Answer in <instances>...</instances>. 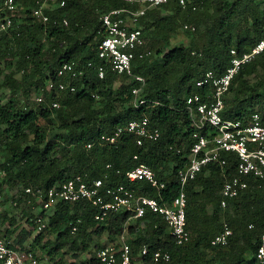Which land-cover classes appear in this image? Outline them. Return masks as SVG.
<instances>
[{"label": "trees", "instance_id": "trees-1", "mask_svg": "<svg viewBox=\"0 0 264 264\" xmlns=\"http://www.w3.org/2000/svg\"><path fill=\"white\" fill-rule=\"evenodd\" d=\"M15 1L17 11L12 15V26L0 35V78L11 92L6 102L0 98V187L7 184L17 188L12 202H17L15 208L22 207L27 225L15 223L11 211L0 209V224L11 220L3 229L4 234L0 228V236L9 239L16 234L13 244L25 249L27 240L36 232V216L26 203L29 196L24 189L28 186L47 189L78 173L88 180L105 178L107 174L106 184L123 183L139 193L155 196L161 204L171 205L180 190L178 170L187 165L193 143L186 98L194 90L202 91L195 85L206 71L217 74L226 71L233 48L242 54L264 37V0H244L247 3L239 22L235 20V0H187L186 8L179 0H169L149 9L140 25L151 54L143 58L136 55L132 70L146 78L142 95L161 101L155 106L133 104V88L140 83L130 75L118 74L109 65L103 78L96 71L101 63L97 54L102 38L99 16L125 6L123 0H66L64 6L55 2L53 8H46L49 15L46 22L33 14L36 0ZM3 2L0 0V8ZM5 15L0 9V20ZM186 23L196 26L193 32L187 30L195 34L191 43L173 45L175 33ZM68 61L83 66L84 74L75 79L67 75L59 77V68ZM21 73L31 78L24 82L17 76ZM252 76L256 77L255 81L251 80ZM235 77L224 115L248 120L257 110L264 117V104L261 109L254 108L264 101V51L246 63ZM50 80L56 85L65 81L76 88L74 91L48 89ZM34 91L37 97L31 101ZM53 102H59V107H52ZM144 115L161 130L156 141L137 146L131 134L123 135L114 144L98 141L100 134L111 133ZM55 116L59 126L50 137V124ZM90 141L94 142L93 146L87 148ZM135 153L165 182L162 190L146 180L127 179V170L137 164L133 159ZM224 156L228 160L227 175L237 174L236 156ZM223 172L219 163H209L187 183V227L193 236L186 244L176 243L159 214L148 211L144 217L135 219L138 224L129 222L132 213L126 210L111 212L104 220H98L94 205L77 201L56 205L47 230L35 236L29 251L36 254L46 233L61 238L54 245L55 250L68 242L71 248L86 250L104 245L93 242L94 234L107 232L108 242L113 243L127 231L132 235L129 243L134 254L144 244L151 250L163 248L171 253L169 262L148 264H261L256 252L264 230V190L257 178L248 176V187L223 209L220 204ZM209 204L214 207L212 213L207 211ZM223 219L228 221L233 234L226 246H212L211 239L222 229ZM142 222L144 227L139 225ZM73 224L78 226L75 235L70 232ZM46 242L45 246L49 243ZM55 264L67 263L59 258ZM81 264H99L96 253Z\"/></svg>", "mask_w": 264, "mask_h": 264}, {"label": "built area", "instance_id": "built-area-1", "mask_svg": "<svg viewBox=\"0 0 264 264\" xmlns=\"http://www.w3.org/2000/svg\"><path fill=\"white\" fill-rule=\"evenodd\" d=\"M47 0H36L33 14L42 21L49 20L46 12ZM126 5L113 8L100 14L102 38L98 45L97 54L101 63L96 66L100 78L106 73L109 65L118 74L126 73L135 78L140 85L133 88V104L135 106H155L161 103L158 99H150L142 95L146 84V78L134 74L132 61L135 56L143 58L151 54L146 48V38L140 25V20L149 9L162 6L169 0H123ZM59 6H64L66 0H55ZM182 7L186 8L187 0H179ZM136 7H135V6ZM193 9L196 6L193 5ZM6 15L0 20V35L7 31L13 23L12 15L17 11L15 0H4L0 8ZM64 23L68 20L65 18ZM185 31H195L193 24H184ZM264 51V37L261 38L250 50L239 54L237 49L231 50V63L226 71L217 74L208 70L203 77L196 81V87L202 91L194 90L186 98V110L192 119L193 143L189 151L187 165L178 170L180 181L179 193L174 197L171 205L161 204L155 196H149L137 192L133 187L119 183L106 184L104 177L88 180L78 173L73 177L54 184L44 189L28 186L24 190L29 197L26 203L36 216V232L40 233L48 228L47 213L53 212L59 202L73 203L87 201L97 209L95 218L104 220L111 212L120 210L132 213V219H139L148 211L161 215L167 222L170 232L178 245H183L191 240V233L187 227V193L186 185L195 179L202 169L209 163H219L223 168L225 180L221 188V207L227 209L230 200L237 197L248 187V176H254L259 180L260 187L264 190V117L259 111H254L248 120L234 119L224 115L226 98L235 76L240 69L252 61L258 54ZM92 63L89 62L88 66ZM85 69L79 67L75 61L64 62L58 70V76H69L72 79L82 76ZM75 90L74 84L60 81L57 85L53 81L48 82V89ZM42 100V98H38ZM52 107H59V102H53ZM133 135L134 143L143 146L146 141H156L161 136L158 126L151 123L150 118L144 115L134 118L118 126L111 133H102L98 141L104 144H114L123 135ZM94 142H88L87 148H91ZM236 156L237 174L228 176L225 170L227 157ZM137 164L127 170L126 176L130 182L146 180L151 186L162 190L166 184L157 177L156 171L146 162L140 161L139 153L133 155ZM110 165H108L109 167ZM16 205L17 202L15 201ZM44 211V214H41ZM233 212V209H230ZM252 225H250L251 227ZM78 230L77 224H73L71 232ZM125 231L118 240L105 244L96 251L99 264H148L152 262H169L171 253L163 248L151 250L148 244L142 245L139 252L134 254ZM233 234V229L226 219L222 221V229L211 239V245L216 247L226 246ZM256 257L264 264V230L261 234ZM0 264H42L40 259L32 251L22 249L13 244V241L0 236ZM55 264V263H51Z\"/></svg>", "mask_w": 264, "mask_h": 264}, {"label": "rangeland", "instance_id": "rangeland-1", "mask_svg": "<svg viewBox=\"0 0 264 264\" xmlns=\"http://www.w3.org/2000/svg\"><path fill=\"white\" fill-rule=\"evenodd\" d=\"M257 1H261V0H257ZM234 3H236V17L235 20L236 21H240L242 18L241 16V11L243 10V8L246 6V1L244 0H235ZM55 0H47L46 1V8H53L55 6ZM202 29V27H201ZM200 29V30H201ZM175 37L172 40L173 45H179V44H183V45H189L191 43V40L193 39V36H195V34H190L187 31H185L183 28H179L178 31L175 33L174 35ZM25 74H18L17 76L19 78H22L23 81L25 82L26 79H30L31 77L27 76L24 77ZM256 77L252 76L251 80L255 81ZM2 81L3 78H0V98L2 99L3 102H6L8 97L10 96L11 92L9 90V88L5 87L2 85ZM119 85V81L116 83V86ZM232 96L231 92L229 93L228 97L230 98ZM37 97V93L34 91L31 93L30 95V100L34 101ZM23 100V99H22ZM25 100V99H24ZM264 104V101L256 104L254 106V108H258L261 109L262 105ZM59 126L58 123V119L55 116V119L53 121L52 124H50V131H49V136H53L55 135V132ZM2 161V159L0 158V162ZM0 172H1V166H0ZM170 172V171H169ZM1 173H0V177H1ZM1 182V181H0ZM18 192L17 188L15 187H11L7 184L2 185L0 187V209L1 211L3 210H7V211H11V214L15 215L14 221L15 223H20L21 226H26V217L25 215L22 214V207H18L15 208V204L12 202V197L14 194H16ZM214 207L209 204L207 206V211L209 213H212ZM52 214V212H48L46 215L47 217H49ZM10 219H8L6 222H4L5 224H0V228L3 229L8 226L10 224ZM130 223L132 224H138L137 220H130ZM140 227H144V223H139ZM50 232V231H48ZM71 232V230H70ZM191 233V237L193 236V232L190 230ZM4 234V231H3ZM72 235H75V233H72ZM38 235L37 232H35L34 234H32L31 237H29V239L27 240V243L25 246V250H29L32 249V242L33 239L35 238V236ZM68 235V233H66V236ZM15 236H12L11 238H9L10 240H12L13 242L15 241ZM108 234L107 232H104L102 235H97L94 234L93 235V242H99L100 244H107L108 242ZM126 237L127 239L130 241L132 239V235L130 233H126ZM61 238L58 237L57 234L55 233H46L45 236L42 239V242L38 245V247L36 248V255L38 256V258L40 259L42 264H51V263H55L59 258H61L65 263L69 264V263H75V264H81L82 260H87L91 255H93L94 253H96L97 249L94 248L93 246H91L89 249H83V248H71L70 247V242L65 243V245L58 250H55L53 247L56 243H58L60 241ZM47 241L46 243L47 246L44 245V242ZM81 246V245H80ZM79 246V247H80Z\"/></svg>", "mask_w": 264, "mask_h": 264}, {"label": "crops", "instance_id": "crops-1", "mask_svg": "<svg viewBox=\"0 0 264 264\" xmlns=\"http://www.w3.org/2000/svg\"><path fill=\"white\" fill-rule=\"evenodd\" d=\"M27 243V242H26ZM26 245V244H25ZM27 247V246H26Z\"/></svg>", "mask_w": 264, "mask_h": 264}]
</instances>
